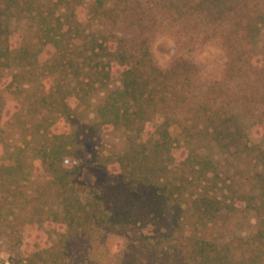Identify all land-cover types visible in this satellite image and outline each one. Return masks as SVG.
I'll list each match as a JSON object with an SVG mask.
<instances>
[{
	"label": "trees",
	"instance_id": "trees-1",
	"mask_svg": "<svg viewBox=\"0 0 264 264\" xmlns=\"http://www.w3.org/2000/svg\"><path fill=\"white\" fill-rule=\"evenodd\" d=\"M65 3L75 7L61 12ZM82 3L0 0V71L16 70L8 84L0 86V118L6 109L3 91L34 76L40 55L51 46L57 57L46 75L51 84L49 96L56 94L53 83L57 92L63 89L54 75L65 68H71L78 84L91 86L76 97L89 105L92 94L109 87L117 74L120 86L106 92L86 128L94 136L103 127L125 131L126 146L106 160L95 153L93 163L104 169L115 164L118 172L84 199L79 187V176L88 164L81 154L83 141L75 131L51 132L58 120L72 122L75 115L64 98V108H49L51 114L38 127L46 131L45 141L38 143L33 156L45 169L58 206L41 223L59 229L54 230V241L44 233L43 225L27 221L26 254L11 259V264H93L101 258L115 259L111 264H264V7L251 0L92 1L90 12L96 19L118 24L133 17L144 25L148 17L150 25L167 27L168 34L189 47L163 67L155 59L152 36L144 31L117 42L104 35L100 41L97 32L90 31L84 35L86 42L81 35L86 30L76 15V6ZM24 19L38 26L35 44H22L15 34L14 22ZM214 42L228 56L226 84L231 86L235 80L254 92L242 90L233 95L218 79L220 94L213 93V87L200 93L205 85L192 49ZM67 95L71 98L73 92ZM234 97L240 103L261 106L260 117L249 121L244 112L232 109ZM47 98H42L45 104ZM175 123L182 125L184 136L208 139L221 153L254 159L257 169L252 188L230 185L229 195H219L215 185L221 178L220 161L195 149L178 157L170 131ZM25 151L26 147H18L13 153L15 164L0 166V224H13L29 200L24 187L32 173L26 169L29 155ZM19 205L22 209H17ZM238 211L255 212L254 233L227 240L205 236V230L223 216ZM149 223L167 230L159 235L141 234L140 229ZM41 237L47 242L42 253L34 240Z\"/></svg>",
	"mask_w": 264,
	"mask_h": 264
},
{
	"label": "rangeland",
	"instance_id": "rangeland-1",
	"mask_svg": "<svg viewBox=\"0 0 264 264\" xmlns=\"http://www.w3.org/2000/svg\"><path fill=\"white\" fill-rule=\"evenodd\" d=\"M92 1L83 0L84 3L77 4L76 6L77 19L80 21L78 24H82L81 27L86 30V34L81 33L82 37L85 40L87 39L86 42L88 38L84 35H87L90 31H96L100 41H103L102 35H104L106 40L112 42L120 41L121 37L131 39V37L133 38L137 34L142 33L141 31H144L147 35L152 36L155 59L163 67L169 66L178 55L183 54L186 49H189L183 41L168 34L167 27L165 28L161 25L154 27L150 25L148 17L143 20L144 25H139L133 17H129L125 21L121 20L118 24L104 19H96L93 13L90 12L89 5L92 4ZM251 2H258L261 7H264V0H251ZM73 4H63L61 12L66 8L75 7ZM71 23L74 25L75 20ZM13 27L15 34L21 39L22 44L31 45L39 41L38 26L35 25L34 21L29 19L15 21ZM56 53L54 47L47 46L39 57L40 66L37 68L35 75L28 76L27 79H24L23 83L22 81L20 83L15 82L10 90L5 89L3 91L6 99V109L4 116L0 118V166L2 164L14 163L15 160L12 159H15V155L13 153L17 152L18 147H26L25 152L29 155L28 158L25 157L27 163L26 169L32 175L29 176V180L25 181L24 188L28 191L29 200H27L24 209L20 205L17 206V209L22 210H18L19 214L17 219L13 221V224H0V264H11V259L16 258L19 254H26V244L29 243V238L24 228L26 227V223H28L27 221L33 220L35 225H43L44 233L54 241L56 239L54 230L59 229V227H52L47 223L41 222L42 220L44 221V216H49L50 213L48 212L50 210L52 212L57 209V198L52 192L53 187L45 179L47 175L45 169L37 162L36 156H33L36 153L35 148L38 143L45 141L46 131L43 128L39 131L38 127L43 124H41L43 117L51 114L50 107L57 109L64 108L62 104L64 98V102L68 104L72 114L75 115L72 122L66 119V121L58 120V122L51 126V132L65 133L75 131L83 141L81 154L84 161L88 162V164L86 170L79 176V187L84 199L94 193L95 189L103 187L109 178L118 172L115 164H109L108 169H104L93 163L95 153H98L100 157L106 160L108 157L111 158L120 153L126 146L128 133L125 131L107 130L106 127H103L100 133L94 136L86 128V125L94 121L95 109L104 99L106 92L110 88L120 86L117 74L112 76L109 87H102L98 92L92 94L89 105V103L77 100L78 98L76 97L82 95L80 92L84 90V87L87 91L91 86L78 84L71 68H65L62 73L58 72L54 75L56 84L61 83L63 89L61 92H57L58 88L53 83V93L56 94L49 96L51 84L46 75L49 72V65H52L56 61ZM192 57L202 71L201 83L205 86L201 89L200 93H204L208 87H213V93L220 94V86L222 84L216 82L218 79L223 80L225 89L228 88L227 86L229 85L226 84L228 77L224 73L228 56L217 43L197 45L196 48L192 49ZM14 73H16V70L0 71V86L4 88V85L8 84V78ZM91 74L94 79H97V75L93 74V72ZM32 78L33 80H31ZM243 79L244 76L239 80L243 81ZM229 87L233 95H236L235 93L241 94L242 90L254 92L253 88L245 89L240 87L235 80L231 82V86ZM68 92H73L71 98L68 97ZM44 96H48L46 104L42 99ZM231 106L235 111H242L248 115L249 121L258 119L261 115V106L240 103L238 99L236 100V97L231 102ZM45 124H48V122ZM170 131L176 140L178 157L183 156L188 149H195L201 154L210 155L220 161L221 178L218 179V185H215V191L219 195H229L228 190L230 185H235V187L241 190L252 188L254 173L257 169L254 159L245 156L234 157L228 153H221L208 139H204L196 134L193 137L184 136L180 123L173 124ZM194 133H196V130L193 131ZM27 141L30 144H27ZM22 157L24 158V154ZM68 161H71V159ZM257 223L258 218L255 212L238 211L223 216L217 224L210 226L204 233L210 239L227 240L231 239V237L247 236L254 233L257 229ZM166 230L167 227L164 225L149 223L141 228L139 232L143 235H159ZM38 236L40 237L41 234L38 233ZM41 238L40 240L38 238L34 239L36 243L38 242L40 251L44 249L47 243L46 238H42L43 240ZM28 250L30 253V247ZM115 261V259L109 261L107 258H101L99 260L95 259L93 264H111Z\"/></svg>",
	"mask_w": 264,
	"mask_h": 264
}]
</instances>
